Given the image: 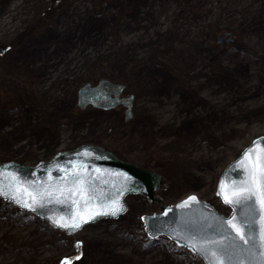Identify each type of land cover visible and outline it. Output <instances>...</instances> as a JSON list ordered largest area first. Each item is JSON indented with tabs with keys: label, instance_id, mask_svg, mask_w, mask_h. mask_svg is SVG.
<instances>
[{
	"label": "rangeland",
	"instance_id": "rangeland-1",
	"mask_svg": "<svg viewBox=\"0 0 264 264\" xmlns=\"http://www.w3.org/2000/svg\"><path fill=\"white\" fill-rule=\"evenodd\" d=\"M53 2L0 0V159L33 165L94 141L163 163L169 185L157 202L131 195L124 214L87 225L78 248L0 202V264H203L166 236L150 239L141 217L192 192L221 206V172L264 135V0ZM224 33L235 42L219 43ZM107 78L134 93L129 118L119 105L77 107L79 89Z\"/></svg>",
	"mask_w": 264,
	"mask_h": 264
},
{
	"label": "water",
	"instance_id": "water-1",
	"mask_svg": "<svg viewBox=\"0 0 264 264\" xmlns=\"http://www.w3.org/2000/svg\"><path fill=\"white\" fill-rule=\"evenodd\" d=\"M234 41L231 35L226 38L221 35L219 39L220 43ZM89 86L90 84H87V89H83L87 92L81 94V101L86 106L92 104L103 108L106 106L100 104L108 101L111 95L118 96L123 88L122 84L111 81H103L93 88ZM133 98L132 95L125 99L129 113L132 111ZM119 102V98L110 100L106 108H113ZM256 143L264 145V135L256 137L247 145L219 176L216 196L223 205L228 207L227 212L219 211L209 201L201 199L197 193L193 192L174 204L162 205L158 213L144 214L141 219L148 237L155 239L164 235L178 246L192 251L188 244L193 238L199 243L209 239H222L221 233L225 230L217 228V224L235 215L241 221L245 218L251 221L250 225L245 226L250 239L248 244H244L237 238L235 247L230 249L232 261L234 264H240L241 261L243 264H257L260 248L256 233L261 226L260 213L250 212L247 207L241 209L235 205H229L218 194L222 183L230 185L232 181L239 182L244 178L243 169L237 165L242 154ZM13 177L15 180L12 179ZM78 179L84 180V184L76 183ZM17 186L20 188L19 192H17ZM167 187V181L155 169L121 160L111 150L97 143H84L74 149L59 151L51 159L40 161L36 165H25L16 161L0 163V189L8 193V196L0 195V199L21 210L33 213L55 229L73 236L88 224L100 219H116L124 214L128 209L125 201L128 195L143 194L150 200L156 201V194ZM24 188H27L32 195H25ZM13 195L26 200L32 206L25 207L22 203H16L10 198ZM32 196H35V201ZM190 197H195V201H191ZM113 200H118L124 210L117 215H96L98 212L107 210V206ZM73 218L81 222L79 229L63 228L57 224L58 221L72 223ZM230 241L231 236L224 243L229 244ZM208 247L219 246L208 245ZM192 252L208 264L203 255ZM226 264H228L227 259Z\"/></svg>",
	"mask_w": 264,
	"mask_h": 264
},
{
	"label": "snow or ice",
	"instance_id": "snow-or-ice-1",
	"mask_svg": "<svg viewBox=\"0 0 264 264\" xmlns=\"http://www.w3.org/2000/svg\"><path fill=\"white\" fill-rule=\"evenodd\" d=\"M237 167L243 169L244 178L239 182L232 181L230 185L222 183L218 194L229 205H235L241 209L247 207L250 212L258 211L260 213L259 220L261 221V226L256 233V239L259 241L260 248L257 264H264V145L256 143L251 146L247 152L242 154V158ZM12 179L15 180V177ZM76 183L82 185L84 184V180L78 179ZM19 191L20 188L17 186V192ZM23 192L25 195H32L27 191V188H24ZM0 195L8 196V193L0 189ZM10 198L16 203H22L25 207L32 206L26 200L19 199L16 195ZM32 199L35 201V196H32ZM195 199V197H190L191 201H195ZM123 210V205L118 200H113L107 206V210L98 212L96 215H117ZM250 223L251 221L249 219L245 218L241 221L234 215L232 218L220 221L217 224V228L225 230L221 233L222 239H209L204 243H199L193 238L190 240L188 247L192 251L203 255L208 261V264H226V259L228 264H234L230 249L235 247L237 238L243 241L244 244H248L250 235L246 232L245 226L250 225ZM57 224L60 227L71 229H79L81 227V222L76 221L75 218H73L72 223H60L58 221ZM229 236H231V241L229 244H225L224 241ZM208 245H218L219 247L210 248ZM65 264H69V262L66 261ZM240 264H243V262L241 261Z\"/></svg>",
	"mask_w": 264,
	"mask_h": 264
},
{
	"label": "trees",
	"instance_id": "trees-1",
	"mask_svg": "<svg viewBox=\"0 0 264 264\" xmlns=\"http://www.w3.org/2000/svg\"><path fill=\"white\" fill-rule=\"evenodd\" d=\"M63 3V0H54V2L51 4V7H55V6H58V5H61ZM48 15V12H44L41 16H39L37 19H35L31 24H29L25 30H23V32H21L18 37H17V42H22V40H24L25 37H27L28 35H31L33 33H35L36 31H38L39 29H41L44 25H45V17ZM173 65L175 66V64L173 63ZM26 99V98H25ZM180 141V140H179ZM175 144V142L173 143ZM172 144V145H173ZM183 142H179L178 143V147L179 146H183ZM104 145V144H103ZM105 146H107L105 144ZM108 147V146H107ZM38 159H36L35 161H37ZM3 161L2 159H0V162ZM149 167H155L157 168L163 175L165 178L168 179L167 177V169L165 167V165L163 163H158L157 165H152V161L149 160L148 162V165ZM5 207L6 209H8V211H14V213H16L17 215H20V216H26V217H30V218H33L32 215L26 213V212H23L21 210H18L16 208H13L11 205H9L8 203L6 202H3V201H0ZM223 209H226L224 207H222ZM188 263V262H187Z\"/></svg>",
	"mask_w": 264,
	"mask_h": 264
},
{
	"label": "flooded vegetation",
	"instance_id": "flooded-vegetation-1",
	"mask_svg": "<svg viewBox=\"0 0 264 264\" xmlns=\"http://www.w3.org/2000/svg\"><path fill=\"white\" fill-rule=\"evenodd\" d=\"M85 92H87V91H85ZM85 92H84V93H85ZM123 94H125V93H122V95H123ZM122 95H121L120 97H122ZM118 97H119V96H117V95H116V96H115V95H111V96L108 97L109 100L106 101L104 104L108 103L110 100H111V101H114V99H115V98H118ZM72 241H73V239H72Z\"/></svg>",
	"mask_w": 264,
	"mask_h": 264
}]
</instances>
